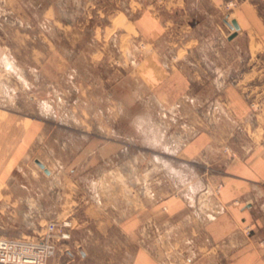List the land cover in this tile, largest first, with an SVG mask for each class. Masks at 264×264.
<instances>
[{
	"label": "rangeland",
	"instance_id": "rangeland-1",
	"mask_svg": "<svg viewBox=\"0 0 264 264\" xmlns=\"http://www.w3.org/2000/svg\"><path fill=\"white\" fill-rule=\"evenodd\" d=\"M57 2L0 0V120L20 123L16 148L0 165V236L33 235L49 220L73 218L69 253L59 251L52 263L78 264L87 245L105 248L124 240L114 231L138 208L137 200L184 188L197 207L213 214L216 198L211 185L202 184L204 159L183 162L172 152L195 133L228 132L215 121L221 116L218 79L210 76L193 106L162 109L137 77L151 46L143 45L124 15L62 11ZM236 131L234 142L218 140L230 157L236 148L264 147V123ZM105 144L112 148H101ZM151 228H138L150 247L159 241ZM178 228L181 237L160 232L166 250L176 251L166 264H188L199 253L190 227ZM102 257L98 264H105Z\"/></svg>",
	"mask_w": 264,
	"mask_h": 264
},
{
	"label": "crops",
	"instance_id": "crops-1",
	"mask_svg": "<svg viewBox=\"0 0 264 264\" xmlns=\"http://www.w3.org/2000/svg\"><path fill=\"white\" fill-rule=\"evenodd\" d=\"M57 4L74 13L93 9L122 13L142 43L151 46L138 63L137 77L162 109L193 106L194 95L208 89L210 76L216 77L221 116L215 121L228 130L195 133L172 152L183 162L204 159L208 173L203 174V185L220 182L213 214L197 207L184 188L149 201L137 200L138 208L122 216L114 231L124 240L105 248L87 245L76 263L98 264L104 256L105 264H166L176 251L166 250L161 230L171 231L175 238L183 235L178 227L189 226L188 235L199 253L188 264H264L259 243L264 239V148H236L230 157L219 143L237 140L236 125L264 123V109L250 108L252 100L264 96V82L256 81L264 77V0H167L163 5L155 0H58ZM200 8L202 16L196 17ZM127 13L136 15L130 18ZM232 20L237 29L227 24ZM229 75L232 82L226 80ZM18 124L14 119L0 120V165L16 148ZM103 147L108 150L112 144ZM143 223L158 233L159 241L151 247L142 244L144 235L138 228Z\"/></svg>",
	"mask_w": 264,
	"mask_h": 264
},
{
	"label": "built area",
	"instance_id": "built-area-1",
	"mask_svg": "<svg viewBox=\"0 0 264 264\" xmlns=\"http://www.w3.org/2000/svg\"><path fill=\"white\" fill-rule=\"evenodd\" d=\"M165 1L167 0H155L159 5L165 4ZM250 108L254 112L264 109V96L252 100ZM240 126L252 127V124L247 122L245 125H236V129L240 130ZM252 148V146L243 147V150L250 151ZM228 152L227 147L224 153L228 154ZM211 189V194L217 198L220 182L215 181ZM76 225L77 222L73 218L66 216L49 220L39 232L33 235L0 236V264H53L52 260L59 251L69 253L67 243L73 240ZM249 230V227L245 229L246 234H249ZM259 243L264 248V239Z\"/></svg>",
	"mask_w": 264,
	"mask_h": 264
},
{
	"label": "water",
	"instance_id": "water-1",
	"mask_svg": "<svg viewBox=\"0 0 264 264\" xmlns=\"http://www.w3.org/2000/svg\"><path fill=\"white\" fill-rule=\"evenodd\" d=\"M227 24L231 28H234V29L238 28V26L234 20H232L231 22H227ZM35 163L38 165L39 168H41L43 170L44 173L50 174V170L44 165V163L42 161L36 159Z\"/></svg>",
	"mask_w": 264,
	"mask_h": 264
},
{
	"label": "bare ground",
	"instance_id": "bare-ground-1",
	"mask_svg": "<svg viewBox=\"0 0 264 264\" xmlns=\"http://www.w3.org/2000/svg\"><path fill=\"white\" fill-rule=\"evenodd\" d=\"M119 20V19H118ZM9 63V62H8ZM15 91V90H14ZM46 105V104H45Z\"/></svg>",
	"mask_w": 264,
	"mask_h": 264
}]
</instances>
